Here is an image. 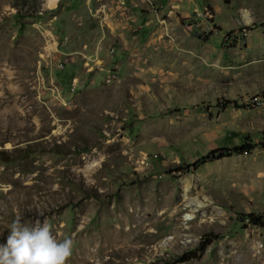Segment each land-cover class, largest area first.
Listing matches in <instances>:
<instances>
[{"label":"rangeland","instance_id":"rangeland-1","mask_svg":"<svg viewBox=\"0 0 264 264\" xmlns=\"http://www.w3.org/2000/svg\"><path fill=\"white\" fill-rule=\"evenodd\" d=\"M263 142L264 0H0V244L20 216L67 264H264Z\"/></svg>","mask_w":264,"mask_h":264},{"label":"clouds","instance_id":"clouds-1","mask_svg":"<svg viewBox=\"0 0 264 264\" xmlns=\"http://www.w3.org/2000/svg\"><path fill=\"white\" fill-rule=\"evenodd\" d=\"M8 228L6 242L0 244V264H67L73 254L74 241L58 240L48 219L25 223L17 216Z\"/></svg>","mask_w":264,"mask_h":264},{"label":"trees","instance_id":"trees-1","mask_svg":"<svg viewBox=\"0 0 264 264\" xmlns=\"http://www.w3.org/2000/svg\"><path fill=\"white\" fill-rule=\"evenodd\" d=\"M71 8V7H68ZM252 27H247L248 29H251ZM21 27L19 28V32L21 31ZM214 106L225 108L227 106H233V107H241V105L237 104L235 100H227L224 99L222 102L216 101ZM264 146V142L262 143ZM251 149L250 144L248 143H242L238 145H233L229 148L224 149H215L211 150L210 152L206 153L205 155L201 156L199 159H196L195 161L191 162L187 167H191L192 169L197 168L200 164L205 163L206 161H212L216 159H220L222 157L231 156L233 154H242L244 152H247ZM247 219V221L255 226H262L264 224V217L261 214H253V213H246V214H239V220L242 221L244 219ZM202 246V244H201ZM200 250H202V247H198ZM181 261L183 259H180Z\"/></svg>","mask_w":264,"mask_h":264},{"label":"bare ground","instance_id":"bare-ground-1","mask_svg":"<svg viewBox=\"0 0 264 264\" xmlns=\"http://www.w3.org/2000/svg\"><path fill=\"white\" fill-rule=\"evenodd\" d=\"M54 2H55V0H47V4H48L49 6L53 5Z\"/></svg>","mask_w":264,"mask_h":264}]
</instances>
